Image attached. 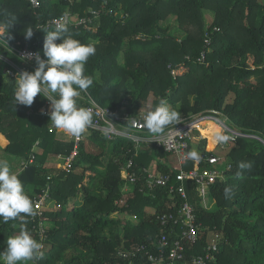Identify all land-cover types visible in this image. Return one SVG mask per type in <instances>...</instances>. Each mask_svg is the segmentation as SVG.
<instances>
[{
  "label": "trees",
  "instance_id": "1",
  "mask_svg": "<svg viewBox=\"0 0 264 264\" xmlns=\"http://www.w3.org/2000/svg\"><path fill=\"white\" fill-rule=\"evenodd\" d=\"M40 1L41 7L34 10L25 0H0V23H14L0 41V152L16 161L14 170L33 208L50 184L49 205L42 218L34 222L30 216L26 224L43 244L44 256L25 264H167L177 242L184 250L180 264H193L198 256L208 258V264H264V0ZM89 10L98 11L100 18L91 25H69L68 34L95 46L85 74L93 78L88 90L100 105L115 109L128 100L131 114L137 116L143 109L153 110L164 98L179 119L212 116L244 135L227 152L231 168L226 179L207 187L214 207L190 199L188 191L197 184L185 182L203 236L196 244L182 243L179 237L182 230L176 219L182 197L171 194L169 187L152 191L144 187V170L156 162L160 171L156 168L155 173L176 178L178 170L159 162L169 154L150 144L141 145L136 156L128 141L111 142L93 133L88 142L100 154L89 151L86 142L70 174L49 169L48 159L69 156L74 143L49 132V121L40 114L45 98L38 95L30 107L16 104L17 77H9L7 69L34 72L37 65L21 60L15 49L30 41L46 59V29L34 28L27 40L25 28L45 25L67 12L84 18ZM207 12L214 16L210 26ZM171 18L177 25H164ZM173 28L178 30L172 33ZM8 33L11 39L5 43ZM203 53L205 63H200ZM206 121L217 123L202 122ZM218 143L206 139L191 147L219 155L220 148L213 150ZM34 154L35 162L29 164ZM129 159L135 164L129 170L136 174L134 183L125 177ZM241 162H251V169H238ZM194 164L190 160L185 169ZM228 186L233 191L225 198ZM159 217L167 223L163 225ZM40 221L46 228L43 241L35 229ZM20 227L19 220L0 219V252ZM211 232L220 236L214 261L205 251ZM151 257L162 263L152 262Z\"/></svg>",
  "mask_w": 264,
  "mask_h": 264
},
{
  "label": "built area",
  "instance_id": "2",
  "mask_svg": "<svg viewBox=\"0 0 264 264\" xmlns=\"http://www.w3.org/2000/svg\"><path fill=\"white\" fill-rule=\"evenodd\" d=\"M25 1H27L34 10L41 7L40 0ZM88 14L89 16L84 18L78 17L77 23H73V16L71 13L67 12L59 18L49 20L45 25H40L39 28H45L49 31L54 29L55 25L59 23H65L67 26L72 24L91 25L95 20L100 18V13L96 10H89ZM6 34L7 29H0V41H3V38L6 37ZM210 44L211 38L207 34L206 45L209 46ZM36 46L37 44L27 41L22 48L15 49L16 55L21 60L27 62H35L34 57L29 56V54L34 53H39L41 58L44 59L41 55V52L35 49ZM205 59L206 55L203 53L198 62L205 63ZM6 72L11 78H16L19 73H22L21 70L16 69L14 66H11V68L7 69ZM172 76L176 79L177 75L175 70H172ZM77 104L79 107H90L93 110V126L86 129V131L79 137H74L70 134H67L63 130L55 128L50 123V116L48 115L50 112V102L47 99L45 106L40 110V114L49 121L48 130L50 133H57L61 135L62 138L74 143V149L69 156L60 155L57 157L62 163V165L57 170L63 171L67 174H70L73 171L82 144L87 142L89 136L93 133H98L101 137H104L111 142L117 141L118 139H124L128 141L134 146L136 156L139 149L141 148V145H156L165 153L177 156L180 169L178 170L176 178L172 179L171 175H160L147 168L144 170V172L147 174L146 178L144 179V187L151 191L156 190V188L169 187L171 194H177L182 197L184 204L182 209L179 211V218L176 219V224L180 225L182 230V233L179 236L180 240L182 243L185 241L190 244L198 243L203 238V236L200 225H198L196 222L194 208L188 203L185 182L189 180L195 181L200 188V194L205 196L207 193V187L215 184L217 181H224L226 179V171L229 170L231 166L226 163V169L215 170L214 167L223 164L222 161L226 159L225 157L217 154H205L203 152L193 150L191 143L199 144L204 139H201L199 136L195 137L194 133L198 131L192 130V128L194 125H197L204 120H212L223 126L222 123L212 116L197 118L194 117L192 120L179 119L176 123L166 126L162 132L153 134L147 128H145L143 124V117L147 115L148 109H143L137 114V116H134L130 112V102L128 100H124L115 109L107 106L104 107L94 99L92 94L87 89L86 91L81 92V95L77 98ZM224 128L226 129L225 137H227V139L219 140L218 147L216 148H220L222 152L227 151L231 144H235L239 137L244 136L230 130L228 127ZM196 138L199 140V142L195 140ZM38 145L39 143L36 144V146ZM189 151L191 153H197V156L201 157V159L205 161L206 166L203 172L200 169L199 161H196L197 166L193 169L185 170L183 168V166L192 160L188 154ZM130 152H132V149H130ZM35 158L36 155L34 154L29 164H33L35 162ZM134 165V160L129 159L127 167L125 168V177L131 183L136 181V174L129 172L130 168ZM52 177L53 176L48 177V181H51ZM173 181L176 183L171 185ZM49 190L50 184L47 185V190L43 194L39 195V197L34 201L35 215L32 216V220L34 222L37 219L42 218L43 210L49 205ZM158 219L162 221L163 225L167 223L166 218L162 219L159 217ZM35 229L43 241L46 238V228L43 221H40L38 227H35ZM219 239L220 236L217 233L211 232V234L208 236V240L206 241L208 246L206 247L205 251L208 253V257L211 255V259L213 261L215 259L213 252L218 251ZM163 242L164 243L162 244L166 247L168 245L166 237L163 238ZM183 251V246L180 244V242H177L175 244V248H173L169 254V260L167 264H180L184 260ZM207 259L208 258L203 256L194 257L193 264H208ZM150 260L152 262L162 263V260L158 261L153 257H151Z\"/></svg>",
  "mask_w": 264,
  "mask_h": 264
},
{
  "label": "clouds",
  "instance_id": "3",
  "mask_svg": "<svg viewBox=\"0 0 264 264\" xmlns=\"http://www.w3.org/2000/svg\"><path fill=\"white\" fill-rule=\"evenodd\" d=\"M14 19V18H13ZM14 23H0V29L7 32ZM34 28L28 25L23 35L31 40ZM42 59L39 53L29 54L34 57L37 65L34 72L24 71L17 75L14 99L17 105L32 106L39 95L50 102V123L57 129L74 137L81 136L86 129L93 126V110L90 107H79L77 98L81 92L89 89L93 78L85 74L89 58L95 55V46L91 43L84 44L73 38L65 23L56 24L51 31L45 30ZM11 39L9 33L5 40ZM60 41V43H57ZM2 59V57H0ZM180 114L169 106L166 99L161 98L153 110L148 111L143 117L144 127L156 134L176 123ZM226 140L227 137H220ZM192 157L197 153L192 152ZM251 162H241L240 170H250ZM241 172L238 170L236 175ZM230 186L224 188L225 198L232 194ZM35 215L33 202L27 195L24 185L17 174L11 170L6 159H0V219L7 223L10 220H19V231L9 236L6 250L0 252L2 264H25L27 261L42 259L43 244L35 239L27 229V218Z\"/></svg>",
  "mask_w": 264,
  "mask_h": 264
},
{
  "label": "rangeland",
  "instance_id": "4",
  "mask_svg": "<svg viewBox=\"0 0 264 264\" xmlns=\"http://www.w3.org/2000/svg\"><path fill=\"white\" fill-rule=\"evenodd\" d=\"M77 18H78V16H75V17H73V23H77ZM214 21V16H213V14L212 13H210V12H207L206 13V22H207V25L208 26H210L211 24H212V22ZM171 24V25H173L174 27L177 25L176 24V19L175 18H171L168 22H166L164 25H167V24ZM174 29V31L172 32V33H175V31L176 30H178V29H176V28H173ZM0 65H1V61H0ZM206 123H209V122H200V123H198L201 127L202 126H204ZM203 124V125H202ZM218 124V123H217ZM216 124V125H217ZM223 135L222 136H224L225 137V133H226V129L223 127ZM197 135H198V132H196V133H194V136L195 137H197ZM222 136H220V137H222ZM220 137L218 138V139H220ZM215 139V138H214ZM197 142H199V140L196 138L195 139ZM88 142V141H87ZM86 143V142H85ZM235 146V144H231V146H230V149L231 148H233ZM218 147V145L216 146V148ZM87 148H88V150L89 151H92V152H94L95 154H100L101 153V150H99L98 148H95L93 145H91L89 142H88V144H87ZM215 148V149H216ZM230 149L229 150H227V151H225V152H221V150L219 149V152H218V154L219 155H221V156H223V157H226L227 155H228V151H230ZM0 156H1V158L0 159H6L8 162H9V164H10V166H11V170H13V172L16 174L17 172H18V170H14L16 167H17V163H16V161L12 158V157H10V156H6V155H3L1 152H0ZM173 161H174V164H175V167L176 168H179L180 167V164H179V161H178V159L177 158H175V157H173ZM223 162V164L222 165H219V166H217V167H214V169L215 170H219V169H226V166H225V164L227 163V160L225 159L224 161H222ZM62 165V163H61V161H59V159L58 158H56V157H52V158H49L48 159V162H47V164H46V167H49V169H58L60 166ZM150 169L151 170H153V171H155V167H154V164H153V166H151L150 167ZM195 190V191H194ZM188 193H189V198L190 199H197L200 203H202V204H207V207L210 209V207L209 206H211V205H213V207H214V204H213V201H212V199L209 197V196H207L208 194H206L205 196H202L201 194H200V188H199V186L197 185H194V188L192 187V189H189V191H188ZM200 197H202V198H204V200H202V198H200Z\"/></svg>",
  "mask_w": 264,
  "mask_h": 264
},
{
  "label": "bare ground",
  "instance_id": "5",
  "mask_svg": "<svg viewBox=\"0 0 264 264\" xmlns=\"http://www.w3.org/2000/svg\"><path fill=\"white\" fill-rule=\"evenodd\" d=\"M199 127H200L199 124L194 125L193 128H192V130H197ZM219 127L222 130H224L223 129V126H221L220 124H219ZM198 133H199V137L202 138V139H214V138H216L218 136H222L224 132L222 133V131L220 129H218L216 126H214V125L206 124V125H204L203 127L200 128V130L198 131ZM219 140L220 139H218V141Z\"/></svg>",
  "mask_w": 264,
  "mask_h": 264
},
{
  "label": "crops",
  "instance_id": "6",
  "mask_svg": "<svg viewBox=\"0 0 264 264\" xmlns=\"http://www.w3.org/2000/svg\"><path fill=\"white\" fill-rule=\"evenodd\" d=\"M206 124H211V125H214V126H216L218 129H220L221 131H222V133H223V130L220 128V127H218L217 125H215V124H213V123H206ZM205 124V125H206ZM203 127V126H202ZM200 128H201V126L196 130V131H199L200 130ZM199 136V133H198V135H197V137ZM220 136H218V137H216L215 139H218ZM202 139V138H201ZM204 140H206V139H204ZM221 140V139H220ZM208 142V141H207ZM208 147H209V144H208ZM193 150H196V151H198L196 148H194ZM213 150H216V149H213ZM173 157H175V158H177L178 159V157L177 156H174V155H168L167 157H165V158H162L159 162H160V164L161 165H165L167 168H172V169H175V170H179L180 169V167L179 168H176L175 167V164H174V161H173ZM188 164V163H187ZM186 164V165H187ZM158 165V163L156 162L155 164H154V167H155V170H156V168L158 167L157 166ZM185 165V166H186ZM185 166H183V168L185 169ZM197 166V163H196V161H195V164H194V167L193 168H195ZM192 168V169H193ZM157 170H159L160 171V169L159 168H157ZM186 170V169H185Z\"/></svg>",
  "mask_w": 264,
  "mask_h": 264
},
{
  "label": "water",
  "instance_id": "7",
  "mask_svg": "<svg viewBox=\"0 0 264 264\" xmlns=\"http://www.w3.org/2000/svg\"><path fill=\"white\" fill-rule=\"evenodd\" d=\"M219 121H220V120H219ZM220 123H222V125H223L224 127L227 128V126H226L223 122L220 121ZM188 154H189L190 158H191L193 161H199L200 169H201V171L203 172V171L205 170V166H206L205 161H204L203 159H201V157H199V156L192 157V156L190 155V154H191L190 151L188 152Z\"/></svg>",
  "mask_w": 264,
  "mask_h": 264
}]
</instances>
